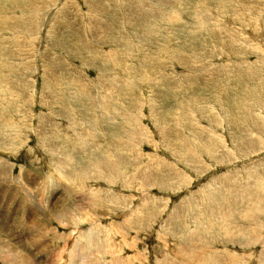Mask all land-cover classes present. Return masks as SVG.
<instances>
[{
  "label": "rangeland",
  "instance_id": "rangeland-1",
  "mask_svg": "<svg viewBox=\"0 0 264 264\" xmlns=\"http://www.w3.org/2000/svg\"><path fill=\"white\" fill-rule=\"evenodd\" d=\"M173 1L169 5L164 0H148L149 3H145L149 7L140 8L139 0H0V34L10 37L6 29L2 30L5 26L2 16L5 17L6 13L11 14L14 26L23 25L15 37L16 42L0 44V76L3 75L4 82L8 81L10 87L19 92L18 100L11 98L17 101L15 105L7 102L6 108L0 101V124L6 126L0 127L3 134L0 138H11L12 132L20 129L23 135V141L18 139L23 145H16L20 148L0 152V157L8 161L13 171L5 181L0 177V264H4L2 254L11 256L16 252L17 260H23L25 264H56L57 253L66 248L63 241L56 244L57 239L70 234L75 227L62 222L60 211L68 210L76 220L88 219L81 225V231H84L96 222L106 226L113 223L112 227L117 223L122 225L132 205L137 207L138 215L131 218L142 217L147 211H139V204L160 209L150 226L144 230L133 226L134 229L128 232L112 233L111 238L106 236L109 231L100 232V229L94 239L79 240L81 245L72 238L68 244L70 250H75L64 258L69 257L78 264L80 257L76 253L82 249L88 250L94 258L87 244L97 243L95 248L92 246V251L96 252L98 260H105L103 264H264V200L262 206H257L256 202L252 206L240 202L242 212L256 207L244 215L237 210L233 223L235 233L229 236L217 228L227 216L215 212L221 205L219 203L227 200L220 193L229 195L233 190L231 196L235 198L237 193L238 200L244 198L242 194H249L250 201L257 200L256 194L262 193L264 199V187L260 192L255 184L258 179L264 183V103L261 104L257 98H264V0ZM200 2H204L200 8L204 28L195 31L192 11L193 6ZM32 8H39L35 21L30 15ZM161 12L174 14L176 21L163 19ZM128 20L133 23H128ZM156 20L155 33L151 24ZM144 22L147 24L143 25ZM137 44H140V49ZM7 50L13 51L14 57L9 59L5 55ZM130 52L137 57H130ZM174 52L186 57L190 63L186 65L180 57L176 59ZM102 60L106 65H101ZM163 60L171 62L162 66ZM10 63L15 72L5 68ZM97 65L100 66L97 68ZM108 67L110 71L103 76ZM79 75L87 86L98 88L99 97L113 98L109 102L112 110L101 106L94 109L92 106L88 107L93 109H90L91 113L84 100L71 99L73 90L72 84L70 88L69 85ZM87 76L88 79H84ZM108 89H112V93ZM242 92L244 96L251 94L250 100H244L250 107L244 118L233 113ZM52 95L56 99L67 98L69 106L64 111L71 117H60L64 125L59 124L60 119L57 121L56 131L63 142H60L61 138L57 140L53 129L47 133L63 144L62 149L68 147L73 151L79 167L88 161L85 152L93 157L98 147L104 148L101 155L108 158L112 152L106 147L111 148L114 141L128 140L132 125L124 119L125 112L138 116V122L131 130L146 133L148 138L139 144L140 138L131 139L133 156L126 158V153L120 159L124 178L127 180L135 175V179H130H134L131 185L124 187L121 179L107 183L104 178L85 183L86 187H100L103 193L105 191L102 199L107 204L102 203L101 206L99 201L102 199H79L80 191H85L75 181H79V175L76 172L74 177L67 178L74 172L73 166L64 162L62 155L60 158L59 154L54 157L43 154L34 128L39 124L40 115L47 114L49 105L46 104L52 102ZM57 108L58 105L54 112ZM59 112L64 113L62 110ZM175 117H182L180 124L175 122ZM68 121L81 124L78 127L81 131L75 134L67 131ZM198 126H203L201 128L207 133L203 132L202 138L199 135L196 144L193 142L197 146L196 150L193 149L195 152L186 150L184 146L186 152L183 156L175 144L181 145L182 138L186 139L191 133L189 129L197 132ZM65 132L76 141L66 139ZM166 132L172 134L169 136L172 142L166 138ZM84 135L86 143L77 142ZM243 140L262 142L257 150L241 152L236 144ZM49 141L50 138L47 139L48 144ZM177 154L182 156L178 158ZM159 158L167 166H177L176 170L166 166L167 172L151 173L145 179L141 173L148 172L150 162L160 161ZM191 158L198 163L193 170L187 163ZM60 159L66 176H60L56 181L52 171H58ZM178 167L187 182L177 183L182 187L169 179L176 175ZM20 174L29 184L26 188H31V195L25 193L17 182ZM146 180L154 186L144 185ZM158 182L165 187L161 184L160 187ZM109 188H115V191L109 193ZM196 193L201 197L197 198ZM204 193L211 197L202 196ZM215 194L222 200L215 199ZM124 195L127 199L123 198ZM144 196L151 200L145 202ZM192 198L195 199L194 209L189 205L194 201ZM155 200L159 203L154 204ZM237 201L234 211L240 207ZM207 211L212 213L211 217ZM239 224L249 229L246 236L241 235L245 231ZM185 238L188 239L186 242ZM38 241L40 247L36 243ZM60 244L62 247L58 249ZM105 251L106 254L103 253Z\"/></svg>",
  "mask_w": 264,
  "mask_h": 264
},
{
  "label": "bare ground",
  "instance_id": "bare-ground-1",
  "mask_svg": "<svg viewBox=\"0 0 264 264\" xmlns=\"http://www.w3.org/2000/svg\"><path fill=\"white\" fill-rule=\"evenodd\" d=\"M51 1V0H50ZM148 1V0H147ZM147 1H145L146 3H147ZM171 2H169L168 0H164V2H169V5H172L171 3H172V0H170ZM179 1L180 0H177V2L179 3ZM11 2V1H10ZM139 2H141V7L140 8H145L146 6H148L147 4L149 3H145L143 0H139ZM175 2V0L173 1V3ZM31 3V2H30ZM157 4V3H156ZM168 4V3H167ZM180 4H181V2H180ZM204 4V2H200V3H198V4H196L195 6H193V9H194V11H192L193 12V14H194V16H193V18H194V24H193V26H194V28H195V31H197V30H200V29H203L204 28V19L201 17L202 16V11H200V8H201V6ZM153 5V4H152ZM181 6V5H180ZM149 7V6H148ZM35 8V7H34ZM34 8H32V12L30 13V15H32V18H34V21H35V19L37 18V16H38V14H39V8L38 9H34ZM147 8V7H146ZM152 8V7H151ZM161 8V7H160ZM157 9V8H156ZM162 9V8H161ZM161 9H159V10H161ZM136 11V10H135ZM66 12V11H65ZM141 12V11H140ZM139 12V13H140ZM155 12V11H154ZM159 12V11H158ZM162 13V17H163V19H166V18H168V19H170L171 20V22H173V21H176V17H175V15L173 14V15H171V14H169V13H165V12H161ZM15 14V13H14ZM158 14V13H157ZM160 14V13H159ZM181 15V14H180ZM180 15H176L177 17H178V19H180L181 18V16ZM2 16V15H1ZM154 16V15H153ZM2 18H5V23H3V24H5V26L2 28V30H4V29H6L8 32H9V38L8 37H6V36H4V35H1L0 34V39H1V42H0V44L2 45V44H12L13 42H16V38L15 37H18V32L19 31H21L22 29H23V25H22V27H17V25L16 26H14V24H12V16H11V14L9 13H6L5 14V17H3L2 16ZM157 19H159L158 17H156ZM153 19H154V17H153ZM17 20V19H16ZM15 20V21H16ZM38 20V19H37ZM4 21V20H3ZM2 21V22H3ZM111 21V20H110ZM159 21H160V19H159ZM33 22V21H32ZM157 20L156 21H154L151 25V27L153 28V31H155L156 29H154L155 27V25L157 24ZM1 23V22H0ZM24 23V22H23ZM106 23V22H105ZM112 23V22H111ZM128 23H133L132 22V20H128ZM96 24V23H95ZM113 24V23H112ZM147 23L146 22H144L143 23V25H146ZM191 24V23H190ZM31 25H33V24H31ZM137 25V24H136ZM34 26V25H33ZM96 28V27H95ZM145 28V27H144ZM148 29V28H147ZM150 31V30H149ZM199 32V31H198ZM155 33H156V31H155ZM96 37H98V36H96ZM106 40H108V39H106ZM97 41V40H96ZM99 42V41H98ZM104 42V41H103ZM119 42V41H118ZM144 43V42H143ZM4 45V46H5ZM189 45H191V44H189ZM26 46V45H25ZM119 47V46H118ZM137 47H139V49L141 48V46H140V44H137ZM190 47V46H189ZM192 49V48H191ZM111 51V50H110ZM195 51V50H194ZM103 52V51H102ZM101 53V52H100ZM175 53L176 52H174V57L176 58V59H178V57H180L181 59V61H183L184 63H186V65H188L190 62H188L189 60H186V57H184L183 58V56H181V55H175ZM182 53V52H181ZM4 54V53H3ZM135 54H137V53H135ZM5 55H8V57H9V59H11L12 57H14L13 55H14V52L13 51H11V50H7V52H6V54ZM103 56V55H102ZM129 56L130 57H133V58H136L137 57V55L136 56H134L133 55V52H130L129 53ZM1 57V56H0ZM4 57V56H3ZM1 59V58H0ZM3 59H5V58H3ZM173 59V58H172ZM162 60V59H161ZM2 61V60H1ZM113 61H114V59H113ZM111 62V64H113L114 62ZM9 62V61H8ZM168 62H171V61H165V60H163L162 61V66H167L166 64L168 63ZM1 63V62H0ZM7 63V62H6ZM6 63H4V64H6ZM104 63V60H102V62H101V65H104L103 64ZM91 64V63H90ZM89 64V65H90ZM2 65V64H1ZM106 65V64H105ZM109 65V64H108ZM114 65V64H113ZM116 65V64H115ZM121 65V64H120ZM15 66V65H14ZM94 66V65H93ZM98 66H100V65H97L96 67L98 68ZM118 66V65H117ZM5 67V66H4ZM6 69H9V70H11V71H13V72H15V68L13 67V65H12V63H10L9 65H7L6 67H5ZM87 68V67H86ZM100 68V67H99ZM101 68H107V67H101ZM166 68V67H165ZM6 69H4V70H6ZM110 71V69H109V67H108V71H106L105 73H104V75L103 76H105L108 72ZM101 72V71H100ZM49 73V72H48ZM102 73V72H101ZM1 74V73H0ZM3 74V73H2ZM160 74H163V73H161L160 72ZM250 74V73H249ZM102 75V74H101ZM80 77L79 78H77V79H72L73 81H71V83H70V85H69V88H70V86H71V84H72V90L73 91H71L72 93H73V95L71 96V99H73L74 101H82V100H84L85 102H86V107H87V109L88 110H90V109H92V108H88V107H92L93 106V108L94 107H96L97 109L99 108V106H101L102 108H104V109H110V110H112V107L110 106V104L111 103H109V102H111L112 100H113V98L111 97H109V96H105V98H106V100H105V98H103V96L101 97V95H100V97H99V92L100 91H98V88L97 87H95V86H92V87H89V86H87L84 82H83V80H82V76L81 75H79ZM108 76V75H107ZM3 75H1L0 76V101H1V105H3V106H5L6 108H7V105H6V103L8 102V103H14V104H10L11 106L12 105H15V102H17L16 100H11V98H14V99H17V97L19 98V92H17L16 90L17 89H15L14 90V88H11L10 87V85H9V82L7 83H5L4 82V80H3ZM109 78V77H108ZM107 78V79H108ZM112 78V77H111ZM110 78V79H111ZM10 79L12 80V81H14L11 77H10ZM84 79H88V76H87V78H84ZM111 81H113V80H111ZM51 82H53V80H51ZM107 82H109V81H107ZM114 82V81H113ZM93 84H96L97 82H92ZM14 84V83H13ZM48 84H50V83H48ZM100 85V84H99ZM110 85H111V83H110ZM109 84L107 85V86H110ZM116 85V84H115ZM14 86V85H13ZM15 87V86H14ZM16 88V87H15ZM67 89V88H66ZM90 89H92V90H90ZM249 89V88H248ZM63 90H65V89H63ZM107 90V89H106ZM105 90V91H106ZM109 90V89H108ZM67 91V90H66ZM104 91V90H103ZM109 91H111V93H112V89H110ZM108 91V92H109ZM244 91V90H243ZM107 93V92H106ZM105 92H104V94H106ZM111 93H108V94H110L111 95ZM243 93V92H242ZM246 94H247V92H245ZM239 95V94H238ZM243 96L242 97H237L238 99V105H237V107L235 106L234 108H233V110L235 111H233V113H234V115L236 116V117H238V116H240L241 118L244 116H246L250 111H249V106H248V104L247 103H245L244 102V100L245 99H248V100H250V95L251 94H249L248 96H244V93L242 94ZM65 96V95H64ZM241 96V95H240ZM244 97V98H243ZM254 96H252V98H253ZM235 98V97H234ZM257 98H258V101L261 103V104H263L264 103V98L263 97H258L257 96ZM51 99H52V102H50V104H46V105H49V107H48V111H47V114H49V116L47 115V114H41L40 115V117H39V124H38V126L36 127V128H34V131H35V135L37 136V138H38V143H39V145H40V147L41 148H43V150H44V152H43V154L44 155H51V156H53L54 157V155H57V154H59V156H60V158H64V162H67V164H69V165H71V166H73V168H74V172H72V173H70L69 175H68V177L67 178H69V179H71V176H73V173H76L77 172V175H79V181L78 180H75V181H77V183H80V185H81V187L84 189L85 188V191L83 190V191H80V195H79V199H85V200H87L86 199V197H88V199H90V198H92V199H94V200H100V199H102L103 198V196H104V193H106L105 191H104V193H103V191L101 190V188L100 187H98L97 189H94V188H91V187H86V185H85V183L87 184H89L91 181H93L94 179H95V182L96 181H99L100 179H103L104 178V180H108L107 181V183H114L113 182V180H118V179H121V181L123 182V185H124V187H127L128 185H131V183H132V181H134V179H135V175L133 176V177H131L130 179H132V178H134L132 181L130 180V179H125L124 178V172L122 171V169H123V166L121 165V161H120V159L121 158H123V156H126L127 154H128V156L126 157V158H131L132 156H133V153H134V150H133V145L132 144H130V142L132 141V140H134L135 141V139H138V138H140V140L137 142V144H139V143H142V141H144L145 139H147L148 138V136L147 135H145L146 133H141V131H136V130H131L136 124H137V122H138V116H136L135 114H129L128 112H125V117H124V119L127 121V123H130L132 126L130 127V134H129V136H127V141L125 142L124 141V139H122V141H120V142H116V141H114L115 143L113 144V146L111 147V148H107L106 147V150L108 149V150H110L112 153H111V155H109V157L108 158H104L101 154H103V149L104 148H102V147H98V148H96V150H95V155L93 156V157H90L89 156V154H88V151L87 152H85L86 153V155H87V158H86V160H88L87 161V163H83L81 166L82 167H79V166H77V162H78V159H77V157L75 156V154L73 153V151L71 150V149H69L68 147H66V150H64V149H62V146L61 145H63V144H61V143H58V142H56L55 140H53L51 137H49V135H48V131L50 130V129H53L56 133H57V140L59 139V138H61L60 137V135H59V133L56 131V126H57V121H58V119H60V117H62V118H65L64 116H69V117H71L70 115H69V112H66V111H64V109L66 108V107H68L69 106V103H68V101L66 100L67 98H65L64 99V97H57V99L55 98V96H51ZM82 99V100H81ZM89 99V100H88ZM253 99H256L255 97L253 98ZM6 100V101H5ZM8 100V101H7ZM18 100V99H17ZM87 101L89 102V103H87ZM257 101V100H256ZM73 102V101H72ZM43 103V102H42ZM44 104V103H43ZM73 104H74V102H73ZM10 105H8V106H10ZM59 106V108H57L58 110L57 111H55L54 112V110H56L55 109V107L56 106ZM74 105H76V102H75V104ZM73 105V106H74ZM88 105V106H87ZM250 105V104H249ZM257 105H259V103L257 104ZM192 107V106H191ZM71 108H73L72 106H71ZM96 108H94V109H96ZM1 109V108H0ZM59 110H62L64 113H61V112H59ZM93 110V109H92ZM252 110V109H251ZM91 111V110H90ZM3 112V111H2ZM49 112V113H48ZM93 111H91V113H92ZM86 113V112H85ZM65 114V115H64ZM52 116L54 117V118H52ZM234 116V117H235ZM166 117V116H165ZM230 117H232V116H230ZM239 117V118H240ZM243 117V118H244ZM181 118L182 117H175V122L177 121V122H179V124L181 123ZM186 118V117H185ZM224 118V117H223ZM68 119V118H67ZM236 119V118H235ZM61 121H59V124H63L62 122H63V120L62 119H60ZM186 121V120H185ZM212 121V120H211ZM65 123V122H64ZM71 122H69L68 121V125H66V127H67V131L68 130H70V131H72L71 133L72 134H75V133H77L76 131H78V132H80L79 131V126L81 125V124H70ZM176 124V123H175ZM64 125V124H63ZM0 127H6L4 124L3 125H1L0 124ZM14 127V126H13ZM85 127V126H84ZM201 127H203V126H198V130H197V132H195L194 130L193 131H191L189 128V131L191 132V133H189L188 135H187V138L186 139H184V137L182 138V141H180V143H182L181 145L180 144H175V148L176 149H179L181 152H182V154H183V156H184V152H186V150H192V151H194L193 149H197V146H195V144H196V141H198L196 138H200L199 137V135L201 136V138L204 136V133L203 132H206L207 133V130H205V129H202ZM16 128V127H15ZM37 129V130H36ZM39 129H40V131H39ZM82 129V128H81ZM187 129V130H188ZM0 130H2V129H0ZM85 130V129H84ZM196 130V129H195ZM2 133H3V131H2ZM83 133V132H82ZM84 133H86V131L84 132ZM1 134V133H0ZM12 136H11V138H7V137H4V138H0V152H3V151H6V149H18V148H20V147H17L16 145H23V143H21V142H19V140H21V141H23V135L21 134V129L20 130H14L13 132H12ZM166 134V138L167 139H169L171 142H172V140L169 138V136H171L172 134H170V133H168V132H166L165 133ZM1 135H3V134H1ZM62 135V134H61ZM65 135H66V139H68V140H72L71 139V137L69 136V135H67V133L65 132ZM64 135V136H65ZM86 135V134H85ZM85 135L83 136V137H81L77 142H80V141H83L84 143H86L85 142V139H84V137H85ZM257 136V135H256ZM124 137H126V134L124 135ZM262 137H264V136H262ZM48 138H50V144H48L47 143V139ZM19 139V140H18ZM121 139V138H120ZM132 139V140H131ZM178 139V138H177ZM60 140V142H63L62 141V138L61 139H59ZM112 140V139H111ZM116 140V139H115ZM119 140V139H118ZM76 141V140H75ZM75 141H73L72 140V142H75ZM190 141L192 142L191 144L193 145L194 143V146H191V144H190V146H189V143H190ZM259 140H250V141H240L238 144H236V145H238V146H240V150H241V152H244V151H247V150H257V147H258V145L260 144V142H262V141H259ZM194 142V143H193ZM8 143V144H7ZM119 143H121L122 145H120ZM184 146L187 148L186 150H185V148H184ZM260 146V145H259ZM82 147L84 148L85 147V145L83 144L82 145ZM122 147V148H121ZM171 149H172V147L171 146H169ZM174 148V149H175ZM93 149V148H92ZM200 149V148H199ZM204 149L206 150V147L204 146ZM239 149V148H238ZM173 150V149H172ZM126 151V152H125ZM174 151V150H173ZM190 152V151H189ZM195 152V151H194ZM202 152V151H201ZM127 153V154H126ZM191 153V152H190ZM189 153V154H190ZM203 153V152H202ZM201 153V154H202ZM209 154H211V153H209ZM61 155H62V157H61ZM186 155V154H185ZM105 156V155H104ZM180 156H182V155H179V154H177V157L178 158H180ZM135 158V157H134ZM138 158V157H137ZM139 158H141V157H139ZM214 158V157H213ZM155 159V158H154ZM160 159V158H159ZM183 159H186V158H184L183 157ZM190 159V158H189ZM215 159V158H214ZM61 161H60V163H59V165H58V171H57V169L55 170H53L52 171V174H54L55 175V180H56V178H57V180L56 181H58L60 178V176L61 177H63V176H66V174H65V171H64V168H63V164H62V159H60ZM129 161V160H128ZM156 161H158V159L156 160ZM156 161H153V162H150V164H151V167L150 168H148V170L149 171H151L150 173H148V172H145V171H143V173H141L142 175H144L143 177L146 179V178H148L149 177V175L151 174V173H161V172H163V171H165V168H166V166H167V164L164 162V160L161 158L160 159V161H158V163L156 164ZM168 161V160H167ZM185 161V160H184ZM187 161V160H186ZM63 162V163H64ZM187 163L189 164V166L191 167V170H193L194 168H196L197 167V165L196 164H198V163H195V160H194V158L192 159L191 158V161H187ZM185 164V163H184ZM169 166L170 167H173L175 170H176V168H177V166H175V165H168L167 167L169 168ZM129 167V166H128ZM165 167V168H164ZM11 166H10V164H8V161H6V160H4V159H2L1 157H0V177L2 178V181H5L8 177H10V174L11 173H13V171L11 170ZM143 169V168H142ZM135 170V169H134ZM199 170V169H198ZM165 172H167V170L165 171ZM53 175V176H54ZM76 175V176H77ZM184 174L181 172V169H179V167H178V170H177V172H176V175H174V177H169V179H173L172 180V183L174 182V183H176V185H178L177 183H180V182H185L184 180H185V178H184V176H183ZM193 175H195V174H193ZM128 176H131V175H128ZM32 178H36V176L35 175H32L31 176ZM74 177V176H73ZM121 177V178H120ZM161 177H165L164 175H162ZM59 178V179H58ZM76 178V177H75ZM167 178V177H166ZM165 178V179H166ZM197 178V177H196ZM225 178V177H224ZM124 179V180H123ZM142 179V178H141ZM140 179V180H141ZM156 179V178H155ZM144 180V179H143ZM142 180V181H143ZM168 180V179H167ZM19 181V182H18ZM26 181V179H25V177L22 175V174H20L18 177H17V182L21 185V187L23 186V189H24V191H25V193L27 192V194H29V195H31V188H26V185H28L29 186V184L28 183H26L25 182ZM169 181V180H168ZM121 182V183H122ZM153 182H155V181H153ZM161 182V181H160ZM101 183V182H100ZM111 183V184H112ZM120 183V184H121ZM151 183V181H149V180H146V181H144V185H149ZM161 183H163V182H161ZM160 183V184H161ZM185 183H187V182H185ZM225 183V182H224ZM158 184H159V182H158ZM160 184H159V186H160ZM256 184V189H259L260 190V192H262V187H264V183L262 184V181H260L259 179L257 180V183H255ZM133 185V184H132ZM156 185V184H155ZM168 185V184H167ZM174 186H175V184H173ZM180 185V184H179ZM178 185V186H179ZM137 186V185H136ZM150 186V185H149ZM151 186H154V185H151ZM150 186V187H151ZM161 186L162 187H165L164 186V184H161ZM160 186V187H161ZM110 187H113V185L111 186L110 185ZM179 187H182V185L181 186H179ZM26 188V189H25ZM178 188V187H177ZM110 190L109 191H107V192H109L110 193V191H112L113 189H115V188H113V189H111V188H109ZM125 189V188H124ZM205 189V188H204ZM206 190V189H205ZM210 190V189H209ZM212 190V189H211ZM113 191H115V190H113ZM132 191H134L133 189H132ZM218 191V190H217ZM249 191V190H248ZM205 192V191H204ZM255 192H257V191H255ZM108 193V194H109ZM236 193V192H235ZM241 193H243V191L241 192ZM258 193V192H257ZM197 194V193H196ZM203 194V193H202ZM205 194V193H204ZM220 194H222V196L223 197H227V200L225 201V202H222V203H219V204H221L219 207H217L216 208V210H215V212H217V213H220L221 215H223V217L224 216H227L225 219H224V221L222 222V223H220V224H218V230L221 232V233H224V234H226L227 236H229L230 235V233H235V231H234V227H235V225H233V223L235 222V215L238 213L237 212V210L239 211V210H241V209H239V208H241L242 207V205L240 206V202H246V203H248V205L247 206H252L253 205V203L254 202H256L257 204V206H262V204H263V200L264 199H262V197H261V194L262 193H258V194H256V199L257 200H255V201H250V197L251 196H248L249 194H242V195H244V198H241V199H239L238 200V195H237V193H236V195H235V198L233 197V196H231L232 194H234V191L232 190V192H229V195L228 194H225V193H220ZM148 195V194H147ZM147 195H145V196H147ZM200 194H197L196 196H197V198H199V197H201V196H199ZM225 195V196H224ZM260 195V196H259ZM116 196H119V195H116ZM145 196H144V199H145ZM202 196H207L206 194L205 195H202ZM213 197H214V195H212ZM215 196H217V194H215ZM71 196H68V198H70ZM105 197V196H104ZM123 197V196H122ZM127 197V196H126ZM149 197V196H148ZM154 197V196H153ZM207 197H211V195H209V196H207ZM107 198V197H106ZM105 198V199H106ZM123 198H125V195H124V197ZM157 198V197H156ZM91 199V200H92ZM117 199V198H116ZM125 199H127V198H125ZM143 199V198H142ZM143 199V200H144ZM149 199V198H148ZM147 198L145 199V202L148 200ZM191 198H189V200H190ZM193 199L194 198H192V200L191 201H193ZM203 199V198H202ZM215 199H217L218 201H220V200H222V198H221V196L219 195V197L217 196V198H215ZM30 200H32L31 199V197H30ZM104 199H102V201H103ZM120 200V199H119ZM128 200H130L129 198H128ZM143 200H142V202H143ZM149 200H151V199H149ZM211 200H212V198H211ZM238 200V201H237ZM251 200H253V198H251ZM33 201H36V200H33ZM72 201V200H71ZM93 201V200H92ZM101 201V200H100ZM99 201V203H101V206L103 205L102 203H104V204H107L106 203V201H101L100 202ZM209 200H206L205 202H208ZM236 201H237V203H238V206H240V207H238V208H236L235 209V211H234V204H236ZM154 202V204H156V203H159L158 202V200H155V201H153ZM194 202H195V199H194V201L193 202H190V204L189 205H191L190 207H192V209H194L193 208V206H194ZM128 203L130 204V201H128ZM146 204V203H145ZM37 206H39V204L37 203L36 204ZM132 205V204H131ZM183 205V204H182ZM256 205L255 206H253L251 209L250 208H248V209H245V211L244 212H242V210L241 211H239V212H241V215H244L245 213H246V211H252V210H254V208L256 207ZM134 205H132L131 207H130V209H128V211L127 212H129V214L127 215L128 217L126 218V220L124 221V223H122V225H121V223H117L116 224V226L115 227H112L113 226V223H111L110 224V226L108 225V226H106V225H103V224H101V223H99V222H96V223H94L93 225H92V227L90 228V229H88V230H84V231H81V225H83L84 223L83 222H87V220L88 219H81V218H79L78 220H76V219H73L72 218V216H71V213H69L68 212V210H64V211H60V212H58L59 214H60V217L62 218V222L67 226H71V224H73V226L72 227H74V229H72L71 230V232H70V234H66V235H61V237L59 238V239H57V242H56V244L57 243H59V242H61V241H63V247H66L65 248V251H63V252H58L57 253V258H58V262L56 263V264H75L74 262H73V260L71 261L70 259H69V257L66 259V258H64V255H66V254H72L73 253V250H75L74 248H73V250L71 249L70 250V248H69V244H68V241H70V240H72V238H76V240L78 241V243H79V245H81V242H79V240H84V241H87V240H90V239H94V237H95V235H96V233L100 230V229H102L100 232H102V231H104V232H107V231H109L108 233H106V236L108 237V238H111V236H112V233H114V234H117V233H120V234H122L121 233V231H126V232H128V230H130V229H132L133 228V226H136L138 229H140V230H144L145 229V227H148V226H150V224L151 223H153L154 221H152V219H155V218H157V216L159 215V213H160V209L159 208H152V207H148L147 206V208L145 207V206H141L140 204L138 205V209H139V211H144V210H146L147 211V214H144V216H142V217H136L135 219H133V218H131L133 215H138V211H137V207L136 208H134L133 207ZM157 206V205H156ZM159 207V206H158ZM161 207V206H160ZM188 208H186V210H187ZM70 210V209H69ZM176 210V209H175ZM180 210H182V209H180ZM189 210H190V208H189ZM188 210V211H189ZM126 212V211H125ZM190 212V211H189ZM193 212V211H192ZM204 212V211H203ZM202 212V213H203ZM208 212V211H207ZM210 212H211V210H210ZM142 213V212H141ZM195 213V212H194ZM214 213V212H213ZM124 214H126V213H124ZM143 214V213H142ZM187 214V213H186ZM199 214V213H198ZM208 214H209V212H208ZM131 215V216H130ZM189 215V214H188ZM210 215V217H211V215H212V213H210L209 214ZM207 216V215H206ZM251 216V215H250ZM134 217V216H133ZM197 217V216H196ZM242 217V216H241ZM247 217V216H246ZM173 219V218H172ZM203 220H205V219H203ZM216 220V219H215ZM207 221H208V219H207ZM210 221V220H209ZM213 221V220H212ZM215 222V221H214ZM206 223V222H205ZM210 223V222H209ZM132 224V225H131ZM173 224V223H172ZM95 225V226H94ZM207 225V224H206ZM216 225V224H215ZM237 225V224H236ZM240 225V229H242L243 227L241 226V224H239ZM94 226V227H93ZM112 227V228H111ZM33 228V227H32ZM209 228V227H208ZM211 228V227H210ZM86 229V228H85ZM134 229V228H133ZM237 229V228H236ZM211 230V229H210ZM243 230L245 231V233L244 232H242L241 233V235L242 236H246V233L249 231V229H245V228H243ZM124 233V232H123ZM199 234V233H198ZM194 235V234H193ZM162 236V235H161ZM113 238V237H112ZM188 238V237H187ZM189 239V238H188ZM188 239H186L185 238V242H186V240H188ZM194 239V238H193ZM192 239V240H193ZM56 241V240H55ZM65 241V242H64ZM39 242L40 241H38V242H36V243H38V246L41 244H39ZM43 242H44V240H43ZM190 243V242H189ZM188 243V244H189ZM102 244H104V243H102ZM95 245H97V243H88L87 244V247H88V249L92 252V254H93V256H94V258H92V255H91V253H89L88 252V250H84V249H82V251H80V252H78V253H76V255L78 256L79 255V262H78V264H103L104 263V259H101V260H98V258H97V255H96V252H94V251H92V246H93V248H95L94 246ZM43 246H44V244H43ZM57 246H59L58 247V249H60L61 247H62V245L60 244V245H57ZM100 246V245H99ZM198 246V245H197ZM40 247V246H39ZM44 248V247H43ZM57 248V247H56ZM199 248V247H198ZM8 249H10V248H8ZM87 249V248H86ZM196 249V248H195ZM43 251H45V250H43ZM79 251V250H78ZM12 252V251H11ZM52 252V251H51ZM104 254H106V251L105 252H103ZM2 256H4L3 257V260H4V264H25V262L23 261V260H17V258L19 257L18 256V254H17V252L16 253H13L11 256L10 255H8V254H6V253H4V254H2ZM2 256H1V258H2ZM134 256V255H133ZM189 258H190V255L188 256ZM129 258V257H128ZM127 258V259H128ZM192 258V257H191ZM66 259V260H65ZM35 260H39V259H35ZM127 261V260H126ZM30 263V262H29ZM53 263V262H52ZM30 264H33V263H30ZM54 264V263H53ZM127 264V263H126Z\"/></svg>",
  "mask_w": 264,
  "mask_h": 264
}]
</instances>
